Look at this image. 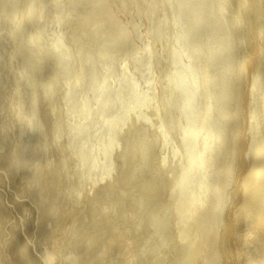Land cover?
<instances>
[{
    "label": "bare ground",
    "instance_id": "6f19581e",
    "mask_svg": "<svg viewBox=\"0 0 264 264\" xmlns=\"http://www.w3.org/2000/svg\"><path fill=\"white\" fill-rule=\"evenodd\" d=\"M0 264H264V0H0Z\"/></svg>",
    "mask_w": 264,
    "mask_h": 264
}]
</instances>
